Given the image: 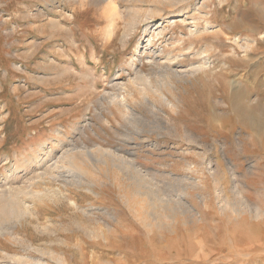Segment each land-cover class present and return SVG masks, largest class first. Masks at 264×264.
I'll return each instance as SVG.
<instances>
[{
    "label": "rangeland",
    "instance_id": "1",
    "mask_svg": "<svg viewBox=\"0 0 264 264\" xmlns=\"http://www.w3.org/2000/svg\"><path fill=\"white\" fill-rule=\"evenodd\" d=\"M0 191V264H264V0H0Z\"/></svg>",
    "mask_w": 264,
    "mask_h": 264
},
{
    "label": "bare ground",
    "instance_id": "2",
    "mask_svg": "<svg viewBox=\"0 0 264 264\" xmlns=\"http://www.w3.org/2000/svg\"><path fill=\"white\" fill-rule=\"evenodd\" d=\"M111 10H113L114 12H118V9H117V7L115 6V3H114V5H112L111 6ZM108 14V13H107ZM108 16L109 17H111L109 14H108ZM122 16V15H121ZM117 17V16H116ZM181 22V21H180ZM56 23V22H55ZM57 24V23H56ZM113 29H114V27H113ZM191 31V30H190ZM194 31V30H193ZM192 31V32H193ZM162 33V32H161ZM112 34V33H111ZM192 34V33H191ZM130 35V34H129ZM195 35V34H194ZM186 37V36H185ZM198 37V36H197ZM180 38V37H179ZM178 39V38H177ZM185 39V38H184ZM124 41V40H123ZM111 42V41H110ZM149 42H150V39H149ZM178 42H185L184 40H181V39H178ZM124 43V42H123ZM148 44H150V43H148ZM147 49V48H146ZM185 49H188V50H191L192 52H194L193 53V55L195 54V56H197L198 57V61H197V63L195 64L194 62H196V61H192L194 64L193 65H191V68H190V70L189 71H185V72H182V71H179L178 69H177V67L175 68L174 66V64H178L179 65V63L181 62L180 60H178L179 61V63H175V60H177L178 59V56L176 57L175 56V54H173L172 52H171V54L168 56V59L170 60L169 62L170 63H168L167 64V67H165V69H166V71L167 72H169V74H171L172 75V77L173 76H175L176 78V80L177 81H182V82H184V81H186V80H189L190 79V77H191V75L193 76V74H195V73H200V72H206L207 70H208V63H211L209 60H210V57H209V55H208V50H207V47H205V48H203V49H195V46H194V43H190V45H188L187 47H185V46H182L181 47V49L180 50H185ZM247 49V48H246ZM179 50V49H178ZM143 52H145V51H143ZM140 51H138V54L136 55H134V56H139L140 55ZM134 59H136V58H133L132 57V59H131V62H133L134 61ZM185 61H186V59H184ZM184 60H183V62H184ZM193 60V59H192ZM209 61V62H208ZM168 62V61H167ZM157 64V63H156ZM131 66L133 65L132 63L130 64ZM166 65V64H165ZM164 65V66H165ZM181 65V64H180ZM160 66V65H159ZM211 67V66H210ZM213 68V67H212ZM211 68V69H212ZM68 70V69H67ZM67 70H65V71H67ZM139 71V70H138ZM163 74V73H162ZM168 74V75H169ZM141 75V74H140ZM118 78V77H117ZM171 83V82H170ZM189 83V82H188ZM173 86V85H172ZM170 91V90H169ZM113 94V93H112ZM172 94H174V93H171V95ZM111 95V94H110ZM173 96V95H172ZM118 97V96H117ZM175 97V96H174ZM115 98V97H114ZM102 99V98H101ZM111 100V102L110 103H112L113 101H112V99H110ZM166 100V99H165ZM120 101V100H119ZM118 101V102H119ZM168 101H169V99H168ZM166 102V101H165ZM120 103V102H119ZM117 104V103H116ZM122 105H123V103H121ZM171 106V105H170ZM135 111V110H134ZM127 113H128V111H127ZM123 115V114H122ZM131 116V115H130ZM124 117V116H123ZM126 117V116H125ZM129 117V116H128ZM132 117L134 118V116L132 115ZM133 118H131V120H133ZM125 119V118H124ZM130 120V121H131ZM85 122V121H84ZM129 122V121H128ZM124 124V123H123ZM121 131V130H120ZM130 134H131V132H130ZM126 136V135H125ZM128 136V135H127ZM86 145V144H85ZM99 146V145H98ZM81 147V146H80ZM120 147V146H119ZM109 148V147H108ZM109 150V149H108ZM99 151H101L100 153H98V155L96 156V157H93L92 156V154H91V152H86L85 153V155H86V158H87V160L88 161H90L91 163H99L100 164V162H102V163H104L105 165H114V166H123L124 168H128V166L130 165V166H132V165H134L133 164V162L130 160V159H127L124 155H122V156H117L116 154H113V153H108V152H106L105 150H102V149H100ZM131 151V150H130ZM129 150H127V155L129 156V157H131V159H133L132 157L135 155L134 153H132V152H130ZM122 153V152H121ZM124 156V157H123ZM66 159H68V163L71 165V166H73V167H75V168H78L79 170H80V168L77 166H75V165H78V164H76V162L74 161V157H73V155H69V156H66L65 157ZM64 158V159H65ZM38 163V162H37ZM101 163V164H102ZM39 164V163H38ZM98 164V165H99ZM66 166V165H65ZM96 166H97V164H96ZM122 167V168H123ZM82 168V167H81ZM104 168V167H103ZM114 168V167H113ZM82 170V169H81ZM111 170V169H110ZM109 170V171H110ZM138 170H139V168H138ZM92 171V170H91ZM98 171V170H97ZM101 171V170H100ZM134 171H135V169H134ZM66 173V172H65ZM86 173V172H85ZM39 174V173H38ZM43 174V173H42ZM88 174V173H87ZM122 174V173H121ZM41 175V174H40ZM84 175V174H83ZM105 175V174H104ZM125 175H127V174H125ZM39 176V175H38ZM78 176V175H77ZM88 176V175H87ZM91 176V175H90ZM115 176V175H114ZM117 176V175H116ZM79 177V176H78ZM114 178V177H113ZM125 178V177H124ZM123 178V179H124ZM83 179V178H82ZM81 179V180H82ZM84 180V179H83ZM82 180V181H83ZM91 180V179H90ZM116 180H118V179H116ZM135 180H136V182H137V184L139 185V186H142L143 185V179L141 178V176H140V174H138V175H136L135 176ZM87 182V181H86ZM95 182V181H94ZM14 183V182H13ZM72 183V182H71ZM77 183L78 184H80L81 182L80 181H77ZM106 183V182H105ZM117 183V182H116ZM75 184V183H74ZM90 185V184H89ZM84 186V185H83ZM146 186V185H145ZM57 188V187H56ZM146 188L147 189H149V191H147V192H144L145 194H147L148 195V197H149V199L151 200V205H154L155 204V201H162V199L154 192V190H151L149 187H147L146 186ZM2 189V188H1ZM16 189V188H15ZM15 189H11L10 191H7V192H9L8 193V201H7V205L9 206V210L11 211V212H13V214H14V216H16L18 219L20 218V217H22L23 215H24V213H25V211L23 210V209H21V208H19V205H18V202H17V193H21V190H15ZM57 190V189H56ZM64 190V189H63ZM134 190V189H133ZM47 191H50L51 192V190L48 188V190ZM59 191V190H58ZM65 191V190H64ZM1 192V191H0ZM4 192V191H3ZM2 192V193H3ZM23 192V191H22ZM41 192V191H40ZM40 192H38V191H32L31 193H33V196L34 197H38L39 195H41L40 194ZM46 192V191H45ZM30 193V192H29ZM5 194V193H4ZM28 194V193H27ZM52 194V193H51ZM54 195H58L57 194V192H54L53 193ZM67 194V193H66ZM161 194V193H160ZM28 195H30V194H28ZM163 195V194H162ZM64 196V195H63ZM66 196V195H65ZM128 196V195H127ZM130 196V195H129ZM55 197V196H54ZM61 197V196H60ZM41 198V197H40ZM3 199H4V197H3ZM62 199V198H61ZM41 200V199H40ZM56 200H58V198L56 199ZM5 201V200H4ZM6 202V201H5ZM42 202H44V201H42ZM140 207V206H139ZM98 208V207H97ZM141 208V207H140ZM150 208V207H149ZM182 208V207H181ZM7 209V208H6ZM30 209V208H29ZM5 210V209H4ZM29 212V211H28ZM87 212V211H86ZM86 212H85V214H86ZM30 213V212H29ZM11 215V214H10ZM113 217V216H112ZM175 217V216H174ZM16 221V220H15ZM30 222V221H29ZM12 225V224H11ZM1 226V225H0ZM151 226V225H150ZM174 227V226H173ZM13 228V227H12ZM99 228V227H98ZM151 228V227H150ZM3 232H4V230H3ZM171 232V231H170ZM57 239V238H56ZM15 257V256H14ZM18 261V260H17ZM23 262V261H22Z\"/></svg>",
    "mask_w": 264,
    "mask_h": 264
}]
</instances>
